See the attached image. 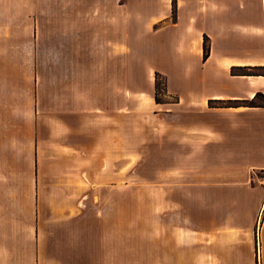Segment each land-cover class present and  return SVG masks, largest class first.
<instances>
[{"label": "crops", "instance_id": "crops-1", "mask_svg": "<svg viewBox=\"0 0 264 264\" xmlns=\"http://www.w3.org/2000/svg\"><path fill=\"white\" fill-rule=\"evenodd\" d=\"M243 67L264 0H0V264H264V101L239 102L264 74ZM154 149L162 204L222 211L135 246L118 197Z\"/></svg>", "mask_w": 264, "mask_h": 264}, {"label": "rangeland", "instance_id": "rangeland-1", "mask_svg": "<svg viewBox=\"0 0 264 264\" xmlns=\"http://www.w3.org/2000/svg\"><path fill=\"white\" fill-rule=\"evenodd\" d=\"M258 71L264 72V68ZM160 96L164 99V91ZM137 143L138 141L135 140V149H139ZM151 153L155 155L147 159L135 155L133 196L128 189L126 196L125 193L123 195L119 193L118 197V228L128 230V239L135 246L157 245L161 239L159 230L179 227L190 217L197 227H202L207 217L211 218L222 211L220 205L162 204L163 189H159L158 185L156 149Z\"/></svg>", "mask_w": 264, "mask_h": 264}, {"label": "trees", "instance_id": "trees-1", "mask_svg": "<svg viewBox=\"0 0 264 264\" xmlns=\"http://www.w3.org/2000/svg\"><path fill=\"white\" fill-rule=\"evenodd\" d=\"M173 18H175V7H174V11H173ZM209 51H210V46H209L207 38H205V41H204V59H206L208 57ZM262 68H264V67H262ZM241 72H242V74H258V73H260V71H258V68L254 69L252 67H243V68H241ZM261 73L264 74V72H261ZM165 87H166L165 77L159 73H156V77H155V95L156 96L155 97H156V100L158 102L162 100V97L160 96V94L163 91H165ZM257 99L264 101V95L258 93L256 95V97L252 100H241L239 102L242 105H254V106L260 105ZM239 102L236 101L235 103H239Z\"/></svg>", "mask_w": 264, "mask_h": 264}]
</instances>
